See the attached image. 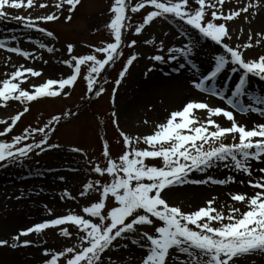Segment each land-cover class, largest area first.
<instances>
[{
	"label": "snow or ice",
	"instance_id": "6c2138e0",
	"mask_svg": "<svg viewBox=\"0 0 264 264\" xmlns=\"http://www.w3.org/2000/svg\"><path fill=\"white\" fill-rule=\"evenodd\" d=\"M194 2L197 7L190 9L189 0H138L130 9L132 13L139 12L146 6H151L154 10L147 12L142 23L135 27V33L139 35L154 19L169 16L190 26L191 32L180 33L179 46L167 47V55L154 54L149 57L161 63L176 61L179 57L185 62L174 68L176 72H181L185 67L199 68L196 61L199 57L198 46L201 37L222 46V52L214 54L209 62V69L206 72L194 71L188 83L195 90L219 98L227 107L213 106L205 100L192 99L183 105L182 110L172 111L166 122L157 124L153 134L141 137L120 131L124 151L118 159L111 156L109 143L105 139L102 155L106 166L96 164L92 172L100 178L88 180L80 192L81 196H86L92 190L96 194V200L84 206L82 214L69 212L21 229L17 235L11 237L12 248L28 246L32 242L21 241L22 236L41 233L50 227L61 226L60 234L70 237L72 234L63 226L72 224L77 227L79 233H82L79 235L80 244L65 247L54 253L44 249L43 254L49 257L44 264H58L61 258L62 264H104L103 254L113 247H118L114 242L118 239H127L129 234L139 236L145 242L142 244L145 255L141 264H236L246 256L264 254V168L258 169L262 173L260 179L255 181L251 179L253 174L251 162L264 163V123L254 122L249 129L245 124L238 122L234 115V112L238 111L241 115L252 113L264 118V93L252 96L251 90L246 87L251 76L264 80V55L257 59L246 58V51L253 47L251 33L248 42L241 46L234 47L225 43L232 35L227 22L240 17L242 13H248L252 5L226 13L223 10L225 0H216L211 4H207L206 0ZM36 3L37 0H0V19H15L22 22L25 28H38L47 37H54L53 31L39 28L36 20L57 21L60 18V10L67 6V11L71 13L81 0H56L54 7L57 11L39 16L35 20L31 16L9 17L6 11L25 7L31 9ZM39 7L46 8L48 4L40 3ZM206 7L213 9L211 19L207 17ZM128 8L126 0H114L109 9L112 17L107 28L112 42L95 46L90 54L79 56L71 55L74 48L72 44L66 46L70 56V59L63 61L70 69V74L66 78L47 79L39 85L33 84L32 90L29 91L21 85L29 76L39 77L42 73L22 64L17 67L7 75V78L0 81V107L6 108L8 102L13 100L25 104L40 98L60 96L66 88L75 85L82 75V65L87 66V74L83 76L87 93L97 97L102 95L104 88L98 87V80L102 78L106 66L114 64L122 55L123 30L130 27L126 24L130 19L127 15ZM71 19V15L66 17L68 21ZM11 39L15 40L16 37L12 36ZM259 43L258 40L257 44ZM135 44L136 41L133 40L128 47ZM40 47L47 48L49 53L56 51L45 44H40ZM165 47L164 41H161L160 52H163ZM0 49L24 58L31 56L30 52L20 47L8 46L6 40H0ZM98 54H103V58H98ZM137 58V54L129 56L115 81L116 88ZM237 73L238 79L233 84L231 77ZM220 75L225 76L220 87L206 83L218 79ZM224 84L230 85V94L223 90ZM116 88L113 90V97ZM243 97L251 98L242 102ZM29 110L28 107H24L23 111H17L12 115L11 123L0 132V137L10 133ZM197 110H206V117L197 116ZM72 115L74 114L71 112L64 113V116ZM112 116L117 117V113L113 112ZM221 116L230 122V126H222L214 119ZM61 120V116L54 115L43 127L25 128L23 134L14 136L10 143L0 140V162L13 163L34 150L38 149L39 155L46 148L59 147L48 143V135L55 132ZM0 123L6 121L0 120ZM113 124L119 128L118 119H114ZM34 133L42 134V138L38 142L26 143L21 147V143ZM229 136L232 137V143H224ZM141 143L148 147L140 148ZM72 151L80 152L81 149L73 148ZM149 159L162 160V166L149 165L146 162ZM221 164L234 172L247 175L248 185L259 189L251 196L242 193L230 194L232 201L245 203L247 211L226 205L229 211L225 215L222 209L213 206L216 197L208 200L207 206L190 212H184L180 206L169 203V193L177 186L209 183L225 185L236 182L234 175L223 179L211 175L206 179L190 178L194 172H207ZM105 175L111 178L110 181H103ZM240 183L243 184L244 181ZM65 195L70 196L67 190ZM109 200L114 202L111 206L108 205ZM214 223L219 224V227H214ZM144 226L153 227L154 232L152 234L146 231L138 232V229ZM4 246H9V240L0 239V247Z\"/></svg>",
	"mask_w": 264,
	"mask_h": 264
},
{
	"label": "rangeland",
	"instance_id": "374dc122",
	"mask_svg": "<svg viewBox=\"0 0 264 264\" xmlns=\"http://www.w3.org/2000/svg\"><path fill=\"white\" fill-rule=\"evenodd\" d=\"M113 2L114 0H81V3L77 5L75 10L71 13L67 11V6L60 10V18L57 21L44 22L36 20L39 28L53 31L54 37H47L43 32H40L38 28H25L22 22L15 19H0L1 22L8 24L11 28H20L25 32L19 39L14 41L10 40L9 42L11 44L9 45L17 46L30 52L31 56L28 58L30 61L24 66L32 67L42 73L39 77L29 76L28 80L21 86L31 91V86L33 84L39 85L47 79L66 78V76L70 74V69L63 61L70 59L66 50L68 44L74 46L71 55L79 56L90 54L95 46H101L105 42H112L107 24L112 17V13L109 9L113 5ZM215 2L216 0H206L207 4ZM40 3H47L48 7L40 8ZM55 3L56 0H37L35 6L31 9L25 7L18 10L6 9V11L9 13V17L18 15L25 17L31 16L35 20L39 16L57 11L54 7ZM249 4H251L252 7L248 13H242L240 17L227 22L232 35L230 39L225 40V43L234 47L241 46L248 42V37L251 33L253 37V47L246 51V58L257 59L259 56L264 55V26L256 23L258 16H264V0H225L223 10L227 13L229 10H238ZM189 7L190 9L197 7L194 0H189ZM217 7H219V5H217ZM152 10L154 9L151 6H146L140 9L139 12L132 13L128 8L127 13L130 19L127 23L130 27L125 28V32H123L122 38L124 43L121 48L122 55L116 59L114 64L106 66V70L102 75L103 83L99 84L101 78L98 80V87L104 88L103 94L99 97L87 93L86 81L83 78V76L87 74V66L82 65V75L78 78L75 85L71 88H66L60 96L40 98L25 104L13 100L8 102L6 108L0 107V120L6 121V123H0V132L11 123L10 117L17 111H23L24 107L30 109L24 114L21 120L17 122L10 133L0 137V140L9 143L12 142L14 136L23 134L24 129L27 127H43L54 115L62 117L61 122L56 126L55 132H50L48 135V143L51 145H59V147L46 148V150L39 155L37 154L39 150H34L26 157L13 163L7 161L0 162V178L7 179L6 183L0 184V192L20 188L15 191L12 197L8 196L9 199L12 198L14 201H20L18 203L20 206L3 207L4 210L0 212V216H5L7 210L10 209L9 212L11 213L17 212L18 215L30 217L31 210L36 204L40 208L37 214L39 215L37 217L40 218L29 221L31 226L35 222L51 219L55 216L68 214L69 212L82 214V208L87 206L90 201L96 200V194L92 190H90L89 194L86 196L80 195V192L83 190V185L88 180L94 181L100 178L97 174L92 172V168L96 164H99L101 167L106 166V161L102 155L103 141L105 139L108 141L111 156L114 159H118L119 155L124 151L120 131L132 136L141 137L153 134L157 124H152V121L146 120V115H141L134 119L123 117L121 115L120 106L130 100L133 90L141 85V82L146 79L147 75L153 74L157 68H167V66L174 67V64H176L175 62L180 59L178 57L176 61L169 60L168 63H161L153 61L149 59V57L154 54L167 55V47L179 46L181 40L180 33L185 31L191 32L192 30L190 26L169 16L167 18L154 19L153 22L145 26L142 32L137 35L135 33V27L142 23L143 17L147 12ZM205 10L208 19H211V11L213 9L206 7ZM68 15L72 17L70 21L66 20ZM8 34L9 33L1 35L0 38L2 39L0 40H6ZM133 40L136 41L135 46L128 47V44ZM258 40L260 41L259 44H257ZM146 41H152V43H146ZM161 41H164L166 45L163 52L159 50ZM40 44L52 47L56 51L49 53L47 48H41ZM198 47L199 57L196 63L198 64L201 59L208 63V67L201 71L206 72L209 69V62L213 55L222 52V46L215 44L210 39L201 37ZM132 54H137L138 58L129 68L128 73L119 87L116 88L115 81L118 78V74ZM5 58L8 57H3V60H5ZM98 58H103V54H98ZM45 61L47 63H45ZM57 67H62L65 72L59 74L52 71V69ZM150 69L151 71H149ZM171 73L177 74L174 70L170 72V74ZM234 76L233 82L235 83L239 73L234 74ZM224 80L225 76L220 75L218 79L211 80L208 84L215 85V82ZM248 83L259 86L251 93L252 96L264 93V80L251 76L248 79L247 84ZM114 88H116V93L113 97ZM212 98L216 99V97L208 95L206 102L211 103L213 106H219L213 103L211 100ZM250 98L251 97H243L241 99L242 102H245ZM200 111L205 112V110H197V112ZM66 112H71L74 115L64 116ZM113 112L117 113V117L112 116ZM234 115L237 120V113L234 112ZM202 116L203 113H200V117ZM114 119H118L119 128L113 124ZM214 119L222 126H230V122L226 121L222 116L214 117ZM144 121L148 123H144ZM41 138L42 134L34 133L28 140L23 141L20 146L22 147L23 144L26 143L38 142ZM236 142H239L238 139ZM224 143L231 144L232 137L229 136ZM139 147L146 148L148 146L141 143ZM73 148H79L81 151H72ZM146 162L149 165L162 166V160L160 159H149ZM252 162L258 164L256 168ZM252 162L251 168L253 169V174L251 179L255 181L261 178L262 173H260L258 169L264 168V166L262 163L256 161ZM209 175L217 179H223L229 175H234L235 181L238 179L244 181L243 184L239 181V187L236 189H229L232 191L231 194H245L243 190L247 188L249 190L247 193L251 196L259 190L248 185L247 181L249 177L247 175L234 172L231 168H225L223 164L219 167L209 169L207 172H194L190 178L206 179ZM60 177L64 179L61 180ZM110 179L111 178L107 175L103 177V181L105 182L110 181ZM46 182H48V184H46ZM43 183L44 185H42ZM231 184L233 183L211 185L229 186ZM184 186L194 185L188 184ZM65 190H67L70 196L65 195ZM210 191L212 198L217 197L215 194H212V190ZM212 198L208 197L205 201L198 204L188 197L178 199L169 197V203L174 206H180L184 212H190L198 210L200 207L207 206V201ZM113 203L112 200L108 201L109 206ZM226 205H232L241 209V211H247L245 203L234 202L231 198L225 203L219 202L216 198V202L213 206L217 209H222L225 215H227L229 209ZM93 219L95 221V218ZM26 226H28V224H22L17 230L9 233V235H0V239L9 240V246L0 247V252H4L11 247V237L17 235L18 232ZM213 226L219 227V224L214 223ZM60 227L61 226L50 227L43 230L41 233H31L27 236H22L20 238L21 241L29 240L32 243L28 246L19 247L29 248L33 246L43 254L44 249H49L54 253L65 247L80 244L79 235H82V233H79L76 226L72 224L63 226L72 234L70 237L62 236L60 234ZM142 231L152 234L154 229L151 226H144L138 229V232ZM134 240L136 242H133ZM144 243L145 242L142 241L139 236H133L132 234H129L127 239H118L114 242L118 247H113L103 254L104 264H141V260L145 255V248L142 247ZM109 257H111L110 261ZM44 258V261L49 259L48 256ZM62 261L63 258L58 261V264H62ZM236 264H264V254L255 253L246 256L238 260Z\"/></svg>",
	"mask_w": 264,
	"mask_h": 264
},
{
	"label": "bare ground",
	"instance_id": "6f19581e",
	"mask_svg": "<svg viewBox=\"0 0 264 264\" xmlns=\"http://www.w3.org/2000/svg\"><path fill=\"white\" fill-rule=\"evenodd\" d=\"M256 23H259L258 25L264 26V16H258L256 19ZM6 33H9L6 37L7 44L8 46H11L9 45L11 44L9 41H14L11 39V37L15 36L16 39H19L25 32L20 28L13 29L11 28V26L1 22L0 20V36ZM3 57L8 58H5V60H3ZM29 61L30 60L28 58H24L16 53H11L4 49H0V81L7 78V75L12 71H15L16 67L20 66L21 64L26 65ZM184 62L185 61H183L182 59H178V61L175 62L176 64H174V67L167 66V68H157L153 74L147 75L146 79L141 82V85L137 89L133 90L132 96H130V100L120 106L121 115L129 119H134L140 117L141 115H146V120L152 121V124H159L166 121L172 111L181 110L183 105L187 103L188 100L197 99L205 100L206 102L208 96H206L204 92L192 88L188 83V79L190 78V76H192L191 74L194 71L201 72L205 70L208 67V63L202 61L201 59L198 63V69H190L188 67H185V69H183L181 72L175 71V73L177 74H170V72H172L174 68L178 67L180 63ZM52 71L59 74L65 72L62 67L54 68L52 69ZM234 77L235 76L233 74L231 77V83H234ZM223 83L224 81H217L215 82L214 86L220 87V85ZM246 87L250 89L252 93L259 86H255L253 83H248ZM223 90L230 94V85L224 84ZM211 100L216 105L227 107V105H225L224 102L219 98H212ZM210 105L212 104L210 103ZM196 113L199 117L200 113H203L202 118L206 117V110L205 112L200 111ZM236 113L238 115L237 121L245 124L249 129L252 127L254 122L264 123V118H261L257 114L249 113L247 115H241L238 111ZM252 163H254L256 168V165L258 164L255 162ZM262 164L264 166V163ZM239 181L240 179L229 186H216L211 184L177 186L170 191L169 197H175L176 199L188 197L193 202H197L199 204L205 201L208 197L212 198L210 194V190H212V194H215L217 196L216 198L219 200V202L225 203L231 198L230 194L232 191L229 189H236L237 187H239ZM6 182L7 179L0 178V184H4ZM46 184H48V182H46ZM42 185H44V183ZM19 189L20 188H16L15 190L0 192V212L4 210L3 207L7 208L8 206H20L18 204L20 201H14V199L8 198V196L12 197L15 194V191ZM243 192L245 194H248L247 192H249V190L246 188L243 190ZM39 210L40 208L39 206H37V204L33 206L30 217L18 215L17 212L11 213L9 212L10 209L7 210L5 216H0V235H9V233L17 230L18 227L22 224H28V226H26L25 228L31 226V224H29V221L40 218L37 217L39 216L37 215L39 213ZM44 257L45 256L41 253V251L33 246L29 248L9 247L6 251L0 252V264H37L38 262H42L38 264H43L45 259Z\"/></svg>",
	"mask_w": 264,
	"mask_h": 264
}]
</instances>
